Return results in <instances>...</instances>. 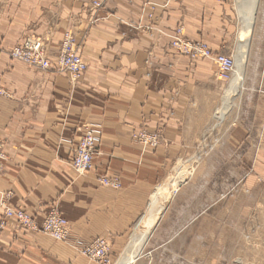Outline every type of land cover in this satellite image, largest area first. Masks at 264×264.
<instances>
[{
    "label": "crops",
    "instance_id": "obj_1",
    "mask_svg": "<svg viewBox=\"0 0 264 264\" xmlns=\"http://www.w3.org/2000/svg\"><path fill=\"white\" fill-rule=\"evenodd\" d=\"M90 4L6 0L0 6V82L7 93L0 96L6 155L0 165V264H98L81 255L97 238L110 240L115 264L139 246L130 264H213V225H230L232 231L245 220L239 182L246 170L252 175V200L264 199V0L246 48L239 47L235 0H107L101 11ZM151 22L157 24L153 36L132 27ZM180 26L189 40L243 58L240 80L247 79L248 86L240 84L237 95L243 97L238 106L242 116L222 135L211 136L219 129L214 113L223 108L231 86H221L211 60L192 64L174 54L170 43ZM68 32L89 65L77 85L65 74L30 68L10 57L32 35L43 38L48 53L57 55ZM249 55L254 71L246 78ZM246 113H252L250 119ZM85 127L95 132L98 155L94 170L79 175L70 161L79 129ZM141 131L159 132L160 145L135 141ZM204 144H217L210 154L235 158L237 167H204L175 194L141 245L140 227L154 194L177 162ZM217 172L236 176V201L219 202L213 185ZM105 174L120 177L123 187H103L98 176ZM217 186L222 192L229 187L223 181ZM6 193L13 194V208L38 222L52 210L60 212L70 225L68 238L60 242L22 230L13 221L2 229Z\"/></svg>",
    "mask_w": 264,
    "mask_h": 264
},
{
    "label": "rangeland",
    "instance_id": "obj_2",
    "mask_svg": "<svg viewBox=\"0 0 264 264\" xmlns=\"http://www.w3.org/2000/svg\"><path fill=\"white\" fill-rule=\"evenodd\" d=\"M107 0H102L99 1L102 3L101 8L95 10V11H101L104 8V5ZM218 2H224L225 0H216ZM239 1V2H238ZM243 0H235L237 2L236 4L238 5L241 3ZM261 1V0H260ZM259 4L256 7V22H257V17H258V9H259ZM91 2V0H90ZM91 5V4H90ZM239 13V12H238ZM240 17V15H239ZM132 27L140 34V35H149L153 36L155 32H157V24L155 22H151L150 24H143V23H137L133 24ZM182 29L183 35L180 37L176 38L177 31ZM70 33V32H68ZM74 36V35H73ZM180 42V44L184 45L185 48L186 46H202L206 50V54L203 56H198L195 55L193 52H191L190 49L186 48H177L175 46L176 42ZM252 41V37L250 39V43ZM78 45V44H77ZM240 45V44H239ZM61 46V45H60ZM240 47V46H239ZM79 48V46H78ZM241 48V47H240ZM170 49L174 52L175 55L181 56L183 58H187L191 61L192 64H195L196 62L200 60H205L209 59L211 60L217 67V72H216V79L220 82L221 86L224 88L227 87V89L231 86V81L230 82H225L220 79V69L217 64V57L220 55H225V54H220L212 50L206 43L202 41H191L186 37V32L183 28V26L178 27L175 30L174 36L172 38V42L170 43ZM189 50V51H188ZM243 54V53H242ZM50 55V54H49ZM241 55V54H240ZM51 56V55H50ZM82 56V55H81ZM197 56V57H196ZM228 57H232L236 60V64L239 61V53L231 54V55H225ZM53 58H56L57 55L52 56ZM83 58V57H82ZM84 59V58H83ZM86 62V60L84 59ZM87 63V62H86ZM250 55L247 57L245 61V77L247 78L251 72L254 71L253 67L250 66ZM87 71L86 73L78 80H74L69 74L65 73H59V74H65L67 75L72 83L74 85L79 84L82 79L85 77L89 70V65L87 63ZM29 67V66H28ZM31 68V67H30ZM237 71V67H236ZM235 71V74H236ZM234 74V75H235ZM233 80V79H232ZM1 83V82H0ZM241 88H247L248 82L247 79H244V82L242 84L240 80ZM1 85V84H0ZM215 86V85H214ZM2 91H5L1 85ZM229 90V89H228ZM240 92V87L234 95L229 99V102L224 104L223 108H219L218 111L214 113V120L213 124L219 126L217 128L213 129V133L211 136H216V135H222L227 131L228 127H233L236 125L237 118L239 116H242V113L238 112V106L239 104L243 103V97L242 96H237ZM6 93V91H5ZM7 94V93H6ZM3 96V95H0ZM248 101H251V98L246 97ZM252 116V113H246L245 117L246 119H250ZM225 123L224 128L222 127V124ZM216 127V126H215ZM222 127V129L220 128ZM80 132V139L85 136L86 133H91L92 136L94 137L95 140V150H94V155H93V160H92V169L90 171L84 172V173H79V175H85L94 170V158L96 155H98V140L96 138L95 132L90 129V128H81L79 129ZM134 140L137 141L138 143L148 146V147H158L160 145L161 141V135L159 132L155 133H149L147 131H141L139 133H136L134 135ZM154 140V141H153ZM1 141V140H0ZM80 141V140H79ZM79 143V142H78ZM78 145V144H77ZM76 145V146H77ZM75 146V147H76ZM212 146L216 147L217 144H204L200 145L199 150L197 151L196 154L192 155L188 159H184L181 161H178L168 178L165 180V182L160 186V188H164L162 191H159L158 189L156 193L154 194V197L152 201L150 202V206L148 209V217L146 221L143 223L142 227H140V235L138 238H141V245L142 242H145L148 238V236L151 234L153 231L157 220L161 216L163 212L166 211L168 204L170 201L174 198L175 194L178 193L180 188H182L184 185L188 184L190 180H192L197 173H200L204 167H217V168H236L237 167V160L234 158H228L224 159L221 158V154L219 156H214L210 154L212 151ZM74 147V149H75ZM74 149L72 152V158L70 161V166L72 167V159H73V154H74ZM247 165V161H246ZM75 171V170H74ZM251 171V170H250ZM220 173L217 172L213 176V185L218 189V199L219 202L226 201V200H234L236 201V196H237V185L236 184V176L232 175L231 172L227 173V175L223 172V175H219ZM198 177V176H197ZM252 179L251 172L246 170V175L243 179L240 180L239 186L244 187V197H245V220L242 224L238 225V230L233 229L230 231L229 227L230 225H223L222 228L221 225H213V252H214V257H213V264H264V199L261 198L260 202H254L252 200L253 198V191L249 187L250 182L249 180ZM98 180L100 184L103 187L106 188H111L107 187L104 184H106L108 181L109 182H117L119 185V188L116 190H119L123 187L122 181L120 177L115 176V175H99ZM228 184V188L225 189L223 192L220 190V183ZM204 182V181H203ZM249 182V183H248ZM249 187V188H248ZM114 189V188H111ZM264 192L262 191L261 196L263 197ZM157 198L159 199L157 201ZM156 200V201H155ZM53 211V210H52ZM51 211V212H52ZM50 212V213H51ZM23 230V229H22ZM139 229H136V232H138ZM231 232L233 233L231 235ZM141 246L138 248V254L140 251ZM137 249V248H136ZM137 254V256H138ZM136 259L133 258L132 262Z\"/></svg>",
    "mask_w": 264,
    "mask_h": 264
},
{
    "label": "built area",
    "instance_id": "obj_3",
    "mask_svg": "<svg viewBox=\"0 0 264 264\" xmlns=\"http://www.w3.org/2000/svg\"><path fill=\"white\" fill-rule=\"evenodd\" d=\"M5 2L6 0H0V6ZM101 6L102 3L98 0H91L93 9L97 10ZM181 35H183L182 29L177 31L176 38ZM175 46L180 49L181 47L188 48L198 56L206 54V50L202 46H186L185 48L179 41L175 43ZM9 54L11 59L22 62L31 68L41 71H52L54 69L59 73L69 74L74 80L80 79L88 68L87 63L79 53L78 45L72 33L65 35L56 58L49 55L44 39L36 35L25 37L23 42ZM217 64L220 69V79L225 82L232 81L237 67L236 60L232 57L220 55L217 57ZM0 95H7L5 91H2L1 85ZM94 150V137L91 133H86L74 149L72 167L75 171L82 174L92 169ZM5 159L4 144L0 141V165ZM104 185L114 189L119 188L117 182L108 181ZM12 197V193L2 195L1 206L4 208V220L1 222L2 229L7 226L8 221H13L20 229L50 235L57 241H65L68 238L70 225L60 212L53 210L42 222H38L28 212L13 208L9 203ZM81 255L98 264H115L111 255V242L107 238L92 240L82 249Z\"/></svg>",
    "mask_w": 264,
    "mask_h": 264
},
{
    "label": "bare ground",
    "instance_id": "obj_4",
    "mask_svg": "<svg viewBox=\"0 0 264 264\" xmlns=\"http://www.w3.org/2000/svg\"><path fill=\"white\" fill-rule=\"evenodd\" d=\"M259 1L260 0H243L241 3H239L237 5L238 7H236V8H238V12L240 15V34H239V44H240L239 46L240 47L246 48L249 40L251 39V37L253 35L254 27L256 24V14H255L256 13V7L259 4ZM238 58H240V57H238ZM241 59H242V61L237 62L236 75L234 76L233 80L231 81V87L227 93L226 103L229 102V99L232 97V95L237 93V91L239 89L240 79L242 76L241 73L243 72V66H242L243 58H241ZM158 200L159 199L157 198V201ZM48 236H50V235H48ZM60 242H64V241H60ZM130 250H131V248H130ZM137 254H138V249H136L134 251V253L132 255H130L128 258H125L120 264H130L132 262L133 258L137 257Z\"/></svg>",
    "mask_w": 264,
    "mask_h": 264
}]
</instances>
